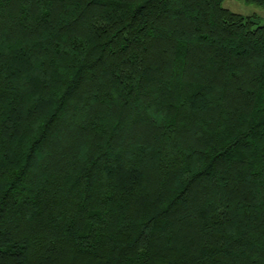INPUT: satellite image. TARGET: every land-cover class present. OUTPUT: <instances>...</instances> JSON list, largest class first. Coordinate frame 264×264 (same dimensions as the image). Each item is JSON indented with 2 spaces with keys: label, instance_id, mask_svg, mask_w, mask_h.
Instances as JSON below:
<instances>
[{
  "label": "trees",
  "instance_id": "1",
  "mask_svg": "<svg viewBox=\"0 0 264 264\" xmlns=\"http://www.w3.org/2000/svg\"><path fill=\"white\" fill-rule=\"evenodd\" d=\"M225 1L0 0V264H264V23Z\"/></svg>",
  "mask_w": 264,
  "mask_h": 264
},
{
  "label": "rangeland",
  "instance_id": "2",
  "mask_svg": "<svg viewBox=\"0 0 264 264\" xmlns=\"http://www.w3.org/2000/svg\"><path fill=\"white\" fill-rule=\"evenodd\" d=\"M224 8L243 16L257 15L261 23H264V7L246 3L244 0H226Z\"/></svg>",
  "mask_w": 264,
  "mask_h": 264
}]
</instances>
